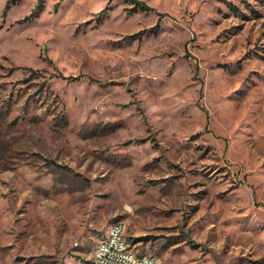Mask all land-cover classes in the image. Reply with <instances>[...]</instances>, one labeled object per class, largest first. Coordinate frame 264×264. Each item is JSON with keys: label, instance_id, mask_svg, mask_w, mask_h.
Instances as JSON below:
<instances>
[{"label": "rangeland", "instance_id": "1", "mask_svg": "<svg viewBox=\"0 0 264 264\" xmlns=\"http://www.w3.org/2000/svg\"><path fill=\"white\" fill-rule=\"evenodd\" d=\"M138 1L0 0V264H264V0Z\"/></svg>", "mask_w": 264, "mask_h": 264}, {"label": "built area", "instance_id": "2", "mask_svg": "<svg viewBox=\"0 0 264 264\" xmlns=\"http://www.w3.org/2000/svg\"><path fill=\"white\" fill-rule=\"evenodd\" d=\"M119 226L112 235H107L103 239V245H96L92 255L94 264H161V259L153 260L152 258L149 262L130 261L128 257V249H131L130 244L128 243V248H121L116 239V231H118Z\"/></svg>", "mask_w": 264, "mask_h": 264}, {"label": "bare ground", "instance_id": "3", "mask_svg": "<svg viewBox=\"0 0 264 264\" xmlns=\"http://www.w3.org/2000/svg\"><path fill=\"white\" fill-rule=\"evenodd\" d=\"M117 226H119L118 231H116L117 242H119L121 248H128V241L125 236V227L120 221L114 222L111 225L108 235H112L114 230H116ZM98 245H103V240H101ZM128 257L130 261H134V262H149L150 258H152L153 260H160L158 258L148 255H138L132 249H128ZM88 264H94V259L91 258ZM161 264L164 263L161 261Z\"/></svg>", "mask_w": 264, "mask_h": 264}, {"label": "trees", "instance_id": "4", "mask_svg": "<svg viewBox=\"0 0 264 264\" xmlns=\"http://www.w3.org/2000/svg\"><path fill=\"white\" fill-rule=\"evenodd\" d=\"M130 1H131L132 5H133L132 9H141V10L142 9L143 10L148 9L147 6H145L143 3L139 2L138 0H130ZM39 11H40V9L36 10V13H38Z\"/></svg>", "mask_w": 264, "mask_h": 264}, {"label": "crops", "instance_id": "5", "mask_svg": "<svg viewBox=\"0 0 264 264\" xmlns=\"http://www.w3.org/2000/svg\"><path fill=\"white\" fill-rule=\"evenodd\" d=\"M110 228V227H109ZM109 231V230H108Z\"/></svg>", "mask_w": 264, "mask_h": 264}]
</instances>
